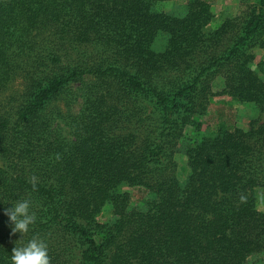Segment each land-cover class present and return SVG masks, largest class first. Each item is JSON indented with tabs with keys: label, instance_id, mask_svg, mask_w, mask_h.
I'll return each instance as SVG.
<instances>
[{
	"label": "trees",
	"instance_id": "obj_1",
	"mask_svg": "<svg viewBox=\"0 0 264 264\" xmlns=\"http://www.w3.org/2000/svg\"><path fill=\"white\" fill-rule=\"evenodd\" d=\"M154 1L0 0V93L17 78L23 85L13 115L0 112V264L33 235L47 242L50 264L264 258L254 194L264 187V61L255 62L264 0L212 30L215 0H186L181 16L152 10ZM160 31L165 44L155 50ZM218 95L263 116L189 141L180 182L184 125ZM123 184L152 199L132 206ZM23 198L37 220L21 237L3 210ZM107 203L111 216L100 221Z\"/></svg>",
	"mask_w": 264,
	"mask_h": 264
},
{
	"label": "rangeland",
	"instance_id": "obj_2",
	"mask_svg": "<svg viewBox=\"0 0 264 264\" xmlns=\"http://www.w3.org/2000/svg\"><path fill=\"white\" fill-rule=\"evenodd\" d=\"M251 3L253 0H215L212 2V10L214 13L213 18L207 25L208 30H212L220 24L228 16L238 14L244 7V3ZM152 10L158 12H164L170 15L181 16L186 11V0H156L151 5ZM166 39V33L160 31L154 39L153 48L155 50H161L164 47ZM255 62L259 60L264 61V51L260 49L255 50ZM255 65V63H254ZM21 79L17 78L12 81L9 86L0 93V112L13 115L15 103L12 100V96L15 93H19L23 90ZM213 85L220 82V78L216 77ZM77 85V84H75ZM60 107L62 105L58 103ZM73 107L77 109L78 103ZM263 112L259 107L252 102H239L236 99L227 95H218L208 103L207 110L204 114L199 116H193V123H186L183 128V136L178 142V146L175 151V160L177 163L176 177L180 182H183L188 174V167L186 166L185 147L188 142L191 143L199 141L204 135L216 129L221 125L224 127H241L244 130L248 128L251 120L262 118ZM64 135L71 137L68 128L62 121H59ZM120 192H127L130 197V204L138 209H144L147 202L152 199V194L148 193L143 187L129 186L123 184L118 188ZM256 207L259 211L264 213V187H257L254 190ZM111 216V205L107 203L98 214L97 218L100 221L108 220ZM254 264H264V258L260 259Z\"/></svg>",
	"mask_w": 264,
	"mask_h": 264
},
{
	"label": "clouds",
	"instance_id": "obj_3",
	"mask_svg": "<svg viewBox=\"0 0 264 264\" xmlns=\"http://www.w3.org/2000/svg\"><path fill=\"white\" fill-rule=\"evenodd\" d=\"M8 217L11 234L20 233L21 237L29 233L37 217L32 211V202L28 198L10 202V207L3 210ZM11 264H50L47 242L33 235L26 242L11 250Z\"/></svg>",
	"mask_w": 264,
	"mask_h": 264
}]
</instances>
